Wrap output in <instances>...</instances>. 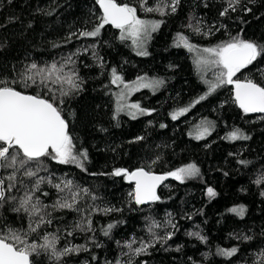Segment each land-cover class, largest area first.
Instances as JSON below:
<instances>
[{
	"label": "trees",
	"instance_id": "16d2710c",
	"mask_svg": "<svg viewBox=\"0 0 264 264\" xmlns=\"http://www.w3.org/2000/svg\"><path fill=\"white\" fill-rule=\"evenodd\" d=\"M117 2L137 7L141 18L164 21L148 41L149 55H137L131 40L121 41L120 30L109 25L101 29L98 37H74L71 42H64L69 33L84 28L91 30L98 23L101 12L96 0H0V78L14 75L13 66L20 69L32 61H60L80 50L73 59L84 81L83 91L66 98L64 113L77 150L88 151L87 171L74 164L62 165L50 158H42L39 175H51L53 183L71 179L77 187L87 188L99 198L93 202L84 197L79 202L82 208L95 203L101 208L121 209L108 215H92L96 240L103 245L96 248L89 240L92 233L73 231L72 226L80 221L81 215L68 209L52 211L51 205L61 194L51 185L41 184V190L36 194L49 205L53 223L43 226L39 235L32 234L30 240L42 242L40 237L44 233H55L61 237L58 248L87 245L90 249V252L64 258V264H84L85 261L105 264V261L114 262L117 258L127 259L121 255L116 241L135 237L133 247H138L140 240L149 241L148 227L155 221L162 225L155 229L157 235L163 236L168 231L175 234L166 243L150 247L147 254L134 257L133 264H261L264 259L259 256L264 250V195H261L264 183L258 185L255 180L264 174V119L261 118L264 114L244 113L234 102V85L227 84L176 120L171 118V113L188 107L208 87L196 69V53L182 45L176 46L177 33L188 36L189 42L199 48L215 46L237 34L264 44V0H240L236 11H229L226 16H220L226 0H180L177 11L170 13L169 9L165 15L145 13L141 10L140 0ZM157 2L146 0L147 6L152 7ZM245 7L251 11H245ZM48 12L51 15L46 14ZM197 21L203 32L211 28L213 34H196L187 27L189 23L195 27ZM54 43L60 47L54 48ZM92 44L96 45L94 50L102 58L103 67L93 57L92 49L83 51ZM112 68L126 80L147 75L165 81L159 90L139 94L145 98V106L155 109L154 112L135 120L123 113L113 118L118 87L110 82ZM209 73L204 77L212 80ZM235 78H251L264 85V56L241 69ZM27 91L31 93L38 89L33 87ZM201 121H211L214 127L209 135L197 140L195 129ZM161 124L166 127L161 128ZM236 128L250 139H225ZM137 136L145 139L130 142ZM241 159L251 163L241 165ZM153 160H156L155 164L151 163ZM190 163L197 165L200 174L184 182L169 177L159 189L161 199L148 206L135 204L129 196L133 184L110 175L115 168L132 171L145 166L147 170L149 165L154 173L165 174ZM30 166L35 168V164ZM6 175L7 171L0 169V176ZM21 178L31 188L34 178ZM18 187L19 191L12 195L20 197L25 188ZM208 187L216 191L215 197L207 196ZM44 192L48 195L44 196ZM239 205L246 208L244 217L227 211ZM12 206L6 204L0 208V221L16 229H26L27 218L23 213L11 211ZM169 219L175 228L167 225ZM108 223H115L116 227L109 237H105L100 228ZM68 231H73V235H67ZM189 232H199L207 239L201 241L188 235ZM245 235L252 239H242ZM232 247L239 249L232 257L217 253L218 248ZM123 251L129 250L124 248ZM92 255H96V261H91ZM35 260L37 264H57L43 253Z\"/></svg>",
	"mask_w": 264,
	"mask_h": 264
},
{
	"label": "snow or ice",
	"instance_id": "6c2138e0",
	"mask_svg": "<svg viewBox=\"0 0 264 264\" xmlns=\"http://www.w3.org/2000/svg\"><path fill=\"white\" fill-rule=\"evenodd\" d=\"M96 3L102 12L98 17V23L91 30L84 28L69 33L65 43L71 42L74 37H98L105 25H111L120 30L119 39L121 41L131 40L137 55H149L145 45L152 33L160 28L163 20L142 19L137 15V7L129 3H118L117 0H96ZM179 4L180 0H158L157 5L152 7L147 6L146 0H140L142 11L156 12L161 15L167 14L166 10L169 9L170 13H175ZM239 4L240 0H226V7L220 12V16L228 15L229 11L235 12ZM244 10L250 12L251 8L245 7ZM46 14L51 15V12ZM199 25L200 22L197 21L195 27L191 23L187 27L192 28L196 34H213L211 28L203 32ZM176 42L177 47L182 45L189 52L196 53L194 60L196 69L202 74L201 79L208 87L207 91L192 101L188 107L179 108L171 113L173 120L188 112L190 107L207 99L219 87L226 84L234 85V102L244 113L264 114V85L251 78L234 79L241 69L247 68L259 57L264 56V44L243 39L240 34L231 36L215 46L205 48H199L190 43L189 37L182 33H177ZM53 47L58 48L60 45L54 43ZM95 47L96 45L92 44L84 47L83 51L86 53L92 49L93 57L98 59L100 66L103 67L102 58L98 57L94 50ZM79 54L80 50L78 49L60 61L54 60L50 63L32 61L22 65L20 69L13 66L14 75L0 78V169L7 171L6 176H0V208L6 204H11L13 205L11 211L17 214L23 213L28 220L26 229H16L0 221V264H37L35 257L42 253L57 264H64L66 257L81 252H90L87 245H65L63 248H58L57 245L61 237L55 233H44L40 237L42 242L30 240L32 234L39 235L43 226L53 223L51 212L48 211L49 205L44 204L36 194L40 192L41 184L47 183L61 194L51 205L52 211L68 209L81 215L80 221L72 226L73 231L92 233L93 235L89 237V240L96 248L103 245L96 240V229L93 227L92 215L94 213L108 215L114 211H121L115 207L101 208L95 203L82 208L79 202L84 197L90 198L93 202L99 198L89 189L77 187L71 179H60L58 183H53L51 175H39L42 170V158H50L62 165L74 164L81 170L87 171L85 162L88 160V151L87 149L77 150L69 131V120L66 119L64 113L66 98L83 91L84 81L79 75L76 61L73 59ZM208 71H213L214 79H205L203 74ZM110 82L111 84L122 85L121 90L115 94L116 109L113 118L115 119L121 112H126L133 120L140 115H150L155 109L143 108L138 102L128 103V96L141 88L152 89L155 92L165 83L162 78H149L146 75L137 77L135 81L125 83L116 68L111 69ZM33 87L38 91L31 93L27 91ZM261 118L264 119V117ZM160 127L164 128L166 125L161 124ZM213 127L211 121H201L199 125H196L195 139L200 140L209 135ZM144 139L143 136H137L130 142H138ZM225 139L230 141L248 140L250 136L236 128L229 132ZM158 159L159 157H157ZM151 163L155 164L156 160ZM239 163L248 165L251 162L241 159ZM32 164H35V168L30 166ZM43 170L47 171L46 168ZM199 174L200 169L195 163L187 164L162 175L155 174L151 170V165L147 166V170L145 166L132 171L126 168H115L110 173L112 176L134 182L135 187L129 196L137 205L159 201L161 198L157 195L156 189L168 177L184 182L185 179L196 177ZM21 177L34 178L31 188L24 184ZM255 183L258 185L264 183V174H261ZM18 186L25 188L24 194L20 197L12 195L14 191H19ZM82 193L83 195H81ZM206 194L209 198L217 195L212 187L207 188ZM43 195L47 196L48 194L44 192ZM261 195H264V192ZM227 211L244 217L246 208L244 205H239L231 207ZM167 225L172 228L176 227L171 219L167 221ZM114 227H116L115 223H108L106 227L100 228V231L103 236L109 237ZM160 227H162L161 224L153 221L148 227L151 239L147 242L140 240L138 247H133L136 243L135 237L124 242L116 241L122 250L121 255L127 259L117 258L114 262L105 261V264H133L134 257L147 254L148 249L156 243H166L175 233L168 231L163 236L157 235L155 229ZM73 231H68L67 235H73ZM188 235L196 236L201 241L207 239L199 232H189ZM242 239L251 240L252 237L245 235ZM124 248L129 251L124 252ZM238 251V247L217 249L219 255L226 257H232ZM259 256L264 258V250L259 253ZM96 260V255H92L91 261ZM84 264H91V262L85 261ZM261 264H264V259L261 260Z\"/></svg>",
	"mask_w": 264,
	"mask_h": 264
},
{
	"label": "rangeland",
	"instance_id": "374dc122",
	"mask_svg": "<svg viewBox=\"0 0 264 264\" xmlns=\"http://www.w3.org/2000/svg\"><path fill=\"white\" fill-rule=\"evenodd\" d=\"M146 13V12H145ZM137 15H138V13H137ZM141 18V17H140ZM142 19H150V20H154V19H152V18H142ZM153 34V33H152ZM130 40V39H129ZM149 41V40H148ZM148 41H147V43H146V45H145V48H146V50H147V44H148ZM134 46V45H133ZM134 49H135V46H134ZM136 50V49H135ZM208 72H210L209 74L211 75V76H213V71H208ZM205 74V73H204ZM203 74V75H204ZM142 76H145V75H142ZM147 76V75H146ZM139 77V76H138ZM147 77H149V78H153V77H150V76H147ZM136 78L137 77H135V78H133V79H131V80H126V79H124V82L125 83H129V82H132V81H135L136 80ZM213 79H214V76H213ZM234 79H236L235 77H234ZM117 87H118V92L121 90V88H122V85H118V84H115ZM143 91H150V92H154L152 89H148V88H141V89H139L138 91H134V92H132V94L130 95V96H128V98H127V102L128 103H136V102H138L143 108H146V109H148L147 108V106H145V104H144V101H145V98H143L142 96L140 97L139 96V94L141 93V92H143ZM117 92V93H118ZM121 113H123V114H125V115H127V113L126 112H121ZM128 116V115H127ZM140 116H142V115H140ZM140 116H138V117H140ZM130 117V116H129Z\"/></svg>",
	"mask_w": 264,
	"mask_h": 264
},
{
	"label": "water",
	"instance_id": "95a60500",
	"mask_svg": "<svg viewBox=\"0 0 264 264\" xmlns=\"http://www.w3.org/2000/svg\"><path fill=\"white\" fill-rule=\"evenodd\" d=\"M97 6H98V8H99V5L97 4ZM99 10H100V8H99ZM100 12H101V10H100ZM101 14H102V12H101ZM109 26H111V25H109ZM111 27H113V26H111ZM113 28H115V27H113ZM116 29V28H115ZM254 63V62H253ZM250 66V65H249ZM258 114H262V113H258ZM155 174H157V175H162V174H164V173H155ZM169 178V177H168ZM168 178L167 179H165L163 182H161V184L157 187V189H156V192H157V195H158V193H159V189H160V187L161 186H163L166 182H167V180H168ZM131 184H133L134 185V187H135V184H134V182L133 181H129ZM154 202H148V203H145V204H142L143 206H148V205H151V204H153Z\"/></svg>",
	"mask_w": 264,
	"mask_h": 264
}]
</instances>
